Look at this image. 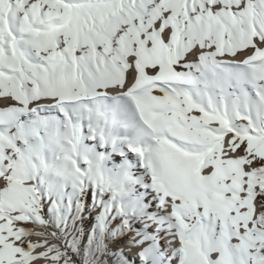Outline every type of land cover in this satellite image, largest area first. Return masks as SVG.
<instances>
[{
  "label": "snow or ice",
  "instance_id": "6c2138e0",
  "mask_svg": "<svg viewBox=\"0 0 264 264\" xmlns=\"http://www.w3.org/2000/svg\"><path fill=\"white\" fill-rule=\"evenodd\" d=\"M0 105V264H264V0H0Z\"/></svg>",
  "mask_w": 264,
  "mask_h": 264
},
{
  "label": "bare ground",
  "instance_id": "6f19581e",
  "mask_svg": "<svg viewBox=\"0 0 264 264\" xmlns=\"http://www.w3.org/2000/svg\"><path fill=\"white\" fill-rule=\"evenodd\" d=\"M0 106H2V105H0ZM162 243H163V241H162ZM134 252H135V249H133V251L132 252H128L127 253V255L131 258L132 257V255L134 254Z\"/></svg>",
  "mask_w": 264,
  "mask_h": 264
}]
</instances>
